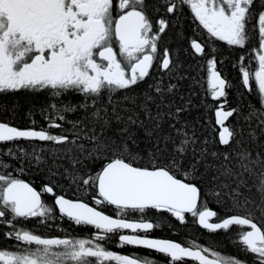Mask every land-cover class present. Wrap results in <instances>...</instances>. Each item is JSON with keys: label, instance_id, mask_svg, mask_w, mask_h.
<instances>
[{"label": "snow or ice", "instance_id": "snow-or-ice-1", "mask_svg": "<svg viewBox=\"0 0 264 264\" xmlns=\"http://www.w3.org/2000/svg\"><path fill=\"white\" fill-rule=\"evenodd\" d=\"M183 6L208 37L205 43L191 39L190 47L206 58V92L220 102L206 107L214 112L215 137L199 135L185 118L193 105L181 94L180 81L189 77L172 51L160 47ZM253 33L258 45L249 59L255 67L243 66L241 57L239 71L256 103L228 106L231 85L217 69L216 48L205 49L213 41L245 49ZM20 90H48L56 102L49 105L51 113L44 110L46 127L0 122V145H9L0 148V168L11 167L5 157L17 161L21 172L35 166L91 191L93 204L57 194V181L38 191L3 172L0 225L16 250L0 249V264H155L147 256L106 248L103 242L113 234L120 247L154 251L167 264H249L195 241L150 237L160 225L143 218L149 211L181 224L190 215L209 233L236 226L252 264H264V0H0V93ZM68 95L81 99H57ZM20 141L54 147L29 151ZM45 194L54 198L52 204ZM209 196L235 214L221 216L209 206ZM102 205L114 206L116 218ZM128 213L141 219L129 221ZM54 215L94 233L49 238L17 227Z\"/></svg>", "mask_w": 264, "mask_h": 264}, {"label": "trees", "instance_id": "trees-1", "mask_svg": "<svg viewBox=\"0 0 264 264\" xmlns=\"http://www.w3.org/2000/svg\"><path fill=\"white\" fill-rule=\"evenodd\" d=\"M149 10L151 11V9ZM196 28L197 26L195 27L194 22L186 9L182 8L180 19L178 21H173V26L166 31L160 43L162 46L168 47L172 51L173 56L179 59L180 63L183 65L182 70L184 74L189 77V79L180 81L181 94L184 95L186 99L190 98L193 105L185 118L196 126L199 135L215 137L216 133L212 131L213 128L217 127L214 124V112L206 111V107L209 105L215 107L220 102L212 101L210 95L206 92V58L195 55L189 45L190 40L196 38V35L198 34ZM212 47L216 48V52L212 55H214L218 61L217 67L221 71L223 77L231 85V87L227 89L229 101L228 106H236L242 101H252L253 103H256L255 96L247 93V90L244 89L242 85L239 71L240 64L236 57L238 49H227L223 44L213 41L211 45L206 47V53H210ZM170 82L175 83L176 81L172 80ZM141 87H146V84L141 85ZM57 99L71 100L75 102L79 101L81 97L79 95H68ZM55 102L56 100L52 98L51 93L48 90H20L17 92L0 93V118L11 119L17 122L21 127L34 126L36 129L46 127L47 121L45 120L44 110L47 109L48 112L51 113L49 105ZM79 115V113L68 114V119H76ZM33 121H35L34 125ZM64 127L70 129L71 126L65 124ZM50 131L53 133L59 132L57 129H51ZM67 134L71 135L70 132ZM19 143L29 151L32 147H54L47 142L30 144L26 141H20ZM5 145L6 148L9 147V145ZM141 146L143 147V145ZM4 159L11 165V167L8 169L0 168V174L11 171L17 178L31 183L39 190H42V186L48 184L49 180H54L60 184V187L54 188V191H56L57 194H66V197L70 199L82 198L89 204H93L91 191L85 192L82 189L71 187L68 179L61 178L60 176L52 177L43 170H37V167L35 166L32 168L25 167V170L21 172L19 171L20 164L17 161L8 157H5ZM42 198L47 203L53 200V197L48 194H45ZM206 199L213 200L209 206L220 212L221 216L235 214L222 211L220 206L214 202V198L209 196L206 197ZM100 209L105 213L116 217L117 210L114 206L102 205L100 206ZM124 218H141V214L128 213ZM143 218H148L154 224L160 225V227L154 229V233L159 234L160 236L173 238L183 244H189L190 242L195 241L199 245L215 248L222 254H230L252 263V255L244 252L242 246L238 243L237 232L239 229L236 226H233L227 232L220 230L216 233H209L194 222V218L190 215L186 216L187 222L184 224H181L169 214H161L152 211L143 214ZM90 229V226H86L84 231L87 233L90 232ZM69 232H74V228L70 226ZM107 246L110 249H120L119 241L116 239L115 234H113L110 239H107ZM144 251L150 253L152 256H161V254L154 251ZM188 264H191V262H188Z\"/></svg>", "mask_w": 264, "mask_h": 264}, {"label": "flooded vegetation", "instance_id": "flooded-vegetation-1", "mask_svg": "<svg viewBox=\"0 0 264 264\" xmlns=\"http://www.w3.org/2000/svg\"><path fill=\"white\" fill-rule=\"evenodd\" d=\"M182 8L186 9V11L190 15L191 19L193 20V17H192L190 9L187 8L186 6H183ZM149 14L152 16L153 20L157 19V16L152 14L150 10H149ZM193 22H194V25L196 27L198 25V22H195L194 20H193ZM196 29L198 31V34L196 35V38H193V39H196L197 42H201V43L206 42L207 39H208L206 32L203 29H200L198 27ZM253 37L254 38L246 46L245 49H240V48L235 47V46L229 47L224 42H220V41H217V42L223 44L225 46V48H227V49H229V48L238 49L236 57H237V60L239 61V64H240L239 66L240 67L242 66L240 58L244 57L245 60L243 62V66H247L249 68H253V67H255V61H254V59H249V57L254 55V53L251 50L256 48L257 45H258V42L255 39V33H253ZM189 45H190V43H189ZM114 47H116V50L118 51V47L115 44H114ZM160 47L162 49L164 46H162L161 43H160ZM209 58H211V57H209ZM217 69H218V67H217ZM218 71H220V70L218 69ZM220 73H221V71H220ZM240 76H241V73H240ZM222 77H223V75H222ZM241 82H242V78H241ZM0 122H8L10 125L16 126L18 128H21V129L30 128V127H21L19 124H17V122H15V121H13L11 119L9 120V119L0 118ZM0 148H6V145L5 144L4 145H0ZM37 190L40 191L39 189H37ZM52 202H53V200L51 202L49 201V204H52ZM139 219H141V218L128 219V220L138 221ZM144 219L146 221L152 222L148 218H144ZM70 226L72 228H74V232H69V227ZM17 227H25V228L31 229L36 234H40L42 236L49 237V238H51V237L91 238L92 234L94 233V229L92 227H90L91 228L90 232L86 233L84 231L86 226H76L72 222L68 221L66 218L61 219L58 215H54V218H52L50 220H47V221H45L43 223L40 222V218H32V219H29L27 221H23L22 223L18 222L17 223ZM6 230L7 229L4 226L0 225V237H1V239H0V249L16 250L15 249V242L12 241V240L5 239V237H4V232ZM121 232L123 234H132L131 231H127V230H121ZM141 234H143V233H141ZM148 235L150 237H153V238L169 239V240H173V241L178 242L177 240H175L173 238L160 236L159 234L154 233V230H152L150 233H148ZM116 239L118 240V236L117 235H116ZM103 243H104L106 248H108L109 250H112L114 252H117V253L135 254V255H140V256H147L149 258L154 259L155 264H167V259L164 256H162V255L161 256H152L150 253L144 251L146 249H143V248H140V247L124 246V247H120L119 250H116V249H110L107 246V240L104 241ZM141 249H143V250H141ZM191 264H193V262H191ZM249 264H252V263H249Z\"/></svg>", "mask_w": 264, "mask_h": 264}, {"label": "water", "instance_id": "water-1", "mask_svg": "<svg viewBox=\"0 0 264 264\" xmlns=\"http://www.w3.org/2000/svg\"><path fill=\"white\" fill-rule=\"evenodd\" d=\"M215 118V117H214ZM21 129V128H20ZM91 205V204H90ZM114 217V216H113ZM114 218H116V217H114ZM129 221H132V220H129ZM199 225V224H198ZM127 231H131V230H127ZM173 241V240H172Z\"/></svg>", "mask_w": 264, "mask_h": 264}]
</instances>
